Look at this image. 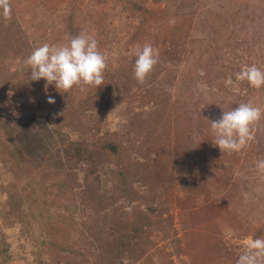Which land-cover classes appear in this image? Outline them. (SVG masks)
<instances>
[{"label":"rangeland","instance_id":"374dc122","mask_svg":"<svg viewBox=\"0 0 264 264\" xmlns=\"http://www.w3.org/2000/svg\"><path fill=\"white\" fill-rule=\"evenodd\" d=\"M0 16V264H236L264 238V116L239 151L211 121L264 87V0H8ZM87 33L100 86L30 80L38 46ZM158 63L143 83L134 52ZM53 97L55 103H48Z\"/></svg>","mask_w":264,"mask_h":264},{"label":"clouds","instance_id":"9594fccd","mask_svg":"<svg viewBox=\"0 0 264 264\" xmlns=\"http://www.w3.org/2000/svg\"><path fill=\"white\" fill-rule=\"evenodd\" d=\"M11 7L8 0H0V16L10 17ZM158 50L145 44L134 52V77L143 83L147 75L158 63ZM30 69L32 81L44 79L47 85H54L61 92L68 93L73 86L86 84L100 86L107 67V54L98 49L97 40L81 33L70 36L65 43H44L35 48L23 61ZM237 80H247L254 88L264 87V71L255 65L244 66L236 74ZM48 103H55L53 97ZM264 116L261 108L250 103H241L229 111H223L219 120L211 121L212 141L221 152L239 151L254 140V124ZM258 171H264V159L256 161ZM243 252L236 264H264V238H248Z\"/></svg>","mask_w":264,"mask_h":264}]
</instances>
